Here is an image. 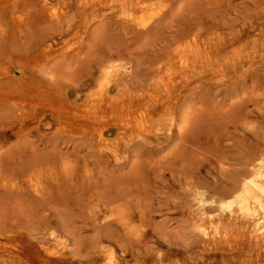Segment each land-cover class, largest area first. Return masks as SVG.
I'll return each instance as SVG.
<instances>
[{
    "label": "rangeland",
    "instance_id": "obj_1",
    "mask_svg": "<svg viewBox=\"0 0 264 264\" xmlns=\"http://www.w3.org/2000/svg\"><path fill=\"white\" fill-rule=\"evenodd\" d=\"M0 264H264V0H0Z\"/></svg>",
    "mask_w": 264,
    "mask_h": 264
},
{
    "label": "bare ground",
    "instance_id": "obj_2",
    "mask_svg": "<svg viewBox=\"0 0 264 264\" xmlns=\"http://www.w3.org/2000/svg\"><path fill=\"white\" fill-rule=\"evenodd\" d=\"M76 60H77V58H76ZM82 61H83V60H80V63H81ZM88 61H89V60H88ZM90 70H91V71H88V72L86 71V72L88 73L87 79H86V74H85V77H82V78H84V80H85L86 82H85L84 84L82 83L83 85H82L81 87H83V86L85 85L84 87L86 88V86L91 85V84L96 80L95 77H94V73H95V72L93 73V71H94L93 68H91ZM39 71H41V70H39ZM74 71H75V70H74ZM42 72H43V71H42ZM39 73H40V72H39ZM46 75H47V73H46ZM110 75H111V71H110V70H108V71H104V72H103V76H104L106 79H108V78L110 77ZM80 78H81V77H80ZM82 78H81V79H82ZM77 79H78V78H77ZM51 80H52V79H50L49 81H51ZM73 80H74V79H73ZM52 81H54V80H52ZM54 82H56V81H54ZM79 82H80V81H79ZM81 82H82V81H81ZM60 83H61V81H60ZM69 83H71V82L69 81ZM73 83H74L75 85H73L74 90H73V89H72V90H73V91H79L80 88H79L78 90H77V88H76V90H75V87H76L78 84H80V83L76 84L77 81H76V83H75V81H74ZM118 83H119V81H118ZM119 84H120V83H119ZM117 85H118V84H116V86H117ZM78 86H80V85H78ZM78 86H77V87H78ZM112 86H113V84L111 85L110 88H113ZM116 86H115V87H116ZM67 87H68V86H67ZM71 87H72V84H71ZM84 87H83V88H84ZM115 87H114V88H115ZM69 88H70V87H69ZM70 89H71V88H70ZM84 90H85V89H84ZM109 90H110V89H109ZM82 91H83V90H81L80 92H82ZM106 91H107V84L105 83V84H103V85L100 87V93L103 94V93L106 92ZM68 92H69V91L66 90V93H68ZM71 92H72V91H71ZM83 92H84V91H83ZM69 93H70V92H69ZM69 93H68V96H69ZM73 93H74V92H73ZM75 93H77V92H75ZM77 94H79V92H78ZM77 94H76V95H77ZM80 95H81L80 98L82 99V94H80ZM71 96H72V95H71ZM71 96H70V97H71ZM78 96H79V95H78ZM83 96H84V95H83ZM84 97H86V96H84ZM72 98L74 99V96H73ZM77 98H78V97H76V100H77ZM81 99H80V100H81ZM78 101H79V98H78Z\"/></svg>",
    "mask_w": 264,
    "mask_h": 264
}]
</instances>
